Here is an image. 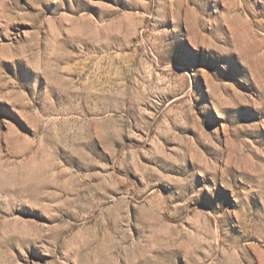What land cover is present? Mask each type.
I'll return each instance as SVG.
<instances>
[{
  "label": "rangeland",
  "instance_id": "obj_1",
  "mask_svg": "<svg viewBox=\"0 0 264 264\" xmlns=\"http://www.w3.org/2000/svg\"><path fill=\"white\" fill-rule=\"evenodd\" d=\"M0 264H264V0H0Z\"/></svg>",
  "mask_w": 264,
  "mask_h": 264
}]
</instances>
